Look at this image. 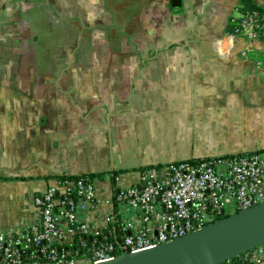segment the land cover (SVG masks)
<instances>
[{"label":"crops","instance_id":"crops-1","mask_svg":"<svg viewBox=\"0 0 264 264\" xmlns=\"http://www.w3.org/2000/svg\"><path fill=\"white\" fill-rule=\"evenodd\" d=\"M242 6L0 0V234L36 221L56 174L93 182L99 202L77 216L102 232L114 173L121 189L142 169L264 150V43L199 50Z\"/></svg>","mask_w":264,"mask_h":264},{"label":"built area","instance_id":"built-area-1","mask_svg":"<svg viewBox=\"0 0 264 264\" xmlns=\"http://www.w3.org/2000/svg\"><path fill=\"white\" fill-rule=\"evenodd\" d=\"M229 24L234 32L226 30L213 44L222 60L228 59V47L238 37L264 43V0H256L252 10L238 9ZM34 201L39 215L33 224L15 235L0 234V264L106 261L263 203L264 150L170 164L162 175L156 169L143 171L140 186L118 189L114 195L106 227L119 219L118 230L100 232L78 220L79 208L92 210L99 202L87 177L53 178ZM241 255L238 262L229 259L220 264H259L264 259V243Z\"/></svg>","mask_w":264,"mask_h":264},{"label":"water","instance_id":"water-1","mask_svg":"<svg viewBox=\"0 0 264 264\" xmlns=\"http://www.w3.org/2000/svg\"><path fill=\"white\" fill-rule=\"evenodd\" d=\"M174 7L181 0H171ZM199 50L215 55L212 42ZM264 243V202L220 218L184 236L112 259L88 264H220Z\"/></svg>","mask_w":264,"mask_h":264},{"label":"trees","instance_id":"trees-1","mask_svg":"<svg viewBox=\"0 0 264 264\" xmlns=\"http://www.w3.org/2000/svg\"><path fill=\"white\" fill-rule=\"evenodd\" d=\"M256 6V2H254V0H244V7H241L240 10L241 11H248V10H252L254 9ZM226 30L228 32H234V26L229 24L227 25L226 27ZM201 159L200 158H195V159H189V160H184L182 162H179V163H196L198 161H200ZM174 164H178L177 163H174ZM156 168H160V166H156ZM145 170H148V169H142V172L145 171ZM117 174L118 172L114 173L113 177H111L112 179V183H113V186H114V195L116 194L118 188H117V184H116V178H117ZM80 177H87V176H77V175H70V174H65V173H61V174H56L53 176V178H59V179H76V178H80ZM71 196H73L72 194H70ZM120 228V221L119 219L109 223V225L107 227H105V231L107 230H110V229H114V230H118ZM242 255H239L238 257H235L233 259H231L230 262L232 263H235V261H239V258H241ZM243 264H246V263H243Z\"/></svg>","mask_w":264,"mask_h":264}]
</instances>
